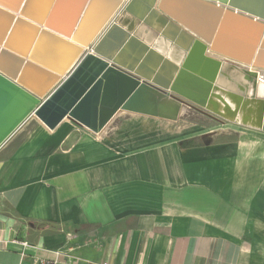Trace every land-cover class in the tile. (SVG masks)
Masks as SVG:
<instances>
[{"label": "crops", "instance_id": "1", "mask_svg": "<svg viewBox=\"0 0 264 264\" xmlns=\"http://www.w3.org/2000/svg\"><path fill=\"white\" fill-rule=\"evenodd\" d=\"M211 118L233 127L30 116L0 146V264H264V131Z\"/></svg>", "mask_w": 264, "mask_h": 264}, {"label": "water", "instance_id": "2", "mask_svg": "<svg viewBox=\"0 0 264 264\" xmlns=\"http://www.w3.org/2000/svg\"><path fill=\"white\" fill-rule=\"evenodd\" d=\"M95 1L64 28L60 0H0V146L30 116L100 133L120 112L175 121L184 105L264 131V0Z\"/></svg>", "mask_w": 264, "mask_h": 264}, {"label": "rangeland", "instance_id": "3", "mask_svg": "<svg viewBox=\"0 0 264 264\" xmlns=\"http://www.w3.org/2000/svg\"><path fill=\"white\" fill-rule=\"evenodd\" d=\"M79 2L80 0H60L59 19H60V24L64 28L68 26L70 20L72 19L77 9ZM95 2H96V6L95 8H92V10L97 9V7H99L102 0H96ZM49 7H50L49 4L45 7V5H42L41 3H37L32 8V13L34 15H41L42 16L41 18H44L48 12ZM4 26L5 25L3 24L0 25V34L4 30L5 28ZM29 32H30V27L27 26L26 24L19 22L12 31L7 47L16 52H20L25 47L26 38ZM169 123L172 124L173 126L200 125V126H207L214 128L233 127V125L228 123L227 121H225V123L217 122L216 120L212 119L211 116L209 117L207 116V114L206 115L202 114L194 109H189V112L187 114L181 115L177 120Z\"/></svg>", "mask_w": 264, "mask_h": 264}, {"label": "bare ground", "instance_id": "4", "mask_svg": "<svg viewBox=\"0 0 264 264\" xmlns=\"http://www.w3.org/2000/svg\"><path fill=\"white\" fill-rule=\"evenodd\" d=\"M81 14V13H80ZM80 16V15H79ZM79 16H78V18H79ZM78 20V19H77ZM186 110H188V106L186 105H184V106H182V108H181V115L186 111ZM202 113H204V114H207V113H205V112H202ZM209 116H211V117H213L212 115H209Z\"/></svg>", "mask_w": 264, "mask_h": 264}, {"label": "built area", "instance_id": "5", "mask_svg": "<svg viewBox=\"0 0 264 264\" xmlns=\"http://www.w3.org/2000/svg\"><path fill=\"white\" fill-rule=\"evenodd\" d=\"M41 263L42 264H45V263H47V264H54V262H49V261H42Z\"/></svg>", "mask_w": 264, "mask_h": 264}]
</instances>
